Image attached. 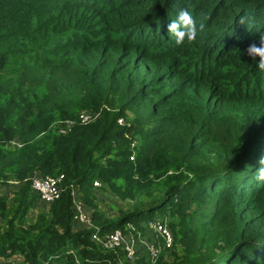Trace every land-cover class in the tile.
<instances>
[{"label":"trees","instance_id":"obj_1","mask_svg":"<svg viewBox=\"0 0 264 264\" xmlns=\"http://www.w3.org/2000/svg\"><path fill=\"white\" fill-rule=\"evenodd\" d=\"M181 9L194 43L167 31ZM261 35L264 0H0V260L264 264ZM61 174L42 200L33 179ZM101 194L133 204L114 216ZM129 225L156 257L95 241Z\"/></svg>","mask_w":264,"mask_h":264},{"label":"built area","instance_id":"obj_2","mask_svg":"<svg viewBox=\"0 0 264 264\" xmlns=\"http://www.w3.org/2000/svg\"><path fill=\"white\" fill-rule=\"evenodd\" d=\"M92 118L93 116L90 113H82L80 115V120L82 123H88L92 120ZM118 121L120 124L124 123L123 118H120ZM68 123L71 124L73 122L71 121ZM63 179V174L59 176L35 177L33 179L32 186L37 192H39L42 200L46 202H53L58 199L61 196V193L63 192ZM95 185L98 186L100 184L99 182H95ZM75 206L77 210L76 218L87 226L93 227L94 224L92 222L91 215L85 210V208L83 209V203L81 201L76 200ZM149 226L153 231L157 232L159 235L163 236L166 239L167 246L171 245L173 240L172 234L168 230L165 222L161 220H155L150 222ZM94 238L99 240V243L102 244L105 248H123L125 251H127V256L131 260H134L136 257V244L138 242H142L143 244L148 246L153 257H156V255L159 254V249L156 248V246L152 242L148 241L142 235L140 236L139 234H134L131 236L130 239V235L126 237L124 231L121 229H116L113 232L105 234L103 237H100L96 234L94 235ZM4 264L22 263L19 261V259H11Z\"/></svg>","mask_w":264,"mask_h":264},{"label":"clouds","instance_id":"obj_3","mask_svg":"<svg viewBox=\"0 0 264 264\" xmlns=\"http://www.w3.org/2000/svg\"><path fill=\"white\" fill-rule=\"evenodd\" d=\"M249 16L247 13L240 16L239 23L248 24ZM205 28L204 23L197 24L196 19L192 13L187 9H181L175 20H172L167 25V31L175 37L176 45H182L185 40L189 43H194L197 40L198 34L203 32ZM246 54L256 61V57H259L257 68L264 72V35H261L259 44L256 42L250 43L246 48ZM259 167L257 168V179L264 181V155H261L258 159Z\"/></svg>","mask_w":264,"mask_h":264},{"label":"rangeland","instance_id":"obj_4","mask_svg":"<svg viewBox=\"0 0 264 264\" xmlns=\"http://www.w3.org/2000/svg\"><path fill=\"white\" fill-rule=\"evenodd\" d=\"M99 184H100V182H99ZM107 194L108 195H111L109 193H107ZM108 195H106V194H103V195L101 194L100 195L99 198H101V200L104 201V203L103 202L101 203L102 204L101 207L104 208L109 213L112 212V214L114 216H116V215L119 216L120 215L118 213V210L119 209L126 210V209H128V207H130L133 204L132 202H122V203H119L120 201H118L116 198L111 197V196L108 197ZM83 209H84V207H83ZM128 227H129L128 229L125 228V230L124 229L123 230H124L125 236L128 237V235H130V239H131V236L134 235V234H136V230L133 229L134 228L133 225H129ZM100 237H103V236H100ZM95 241L99 243V240L95 239ZM150 242H152V241H150ZM138 243L139 244H143L142 242H138ZM138 243L136 244L137 246H138ZM106 249H112V248H106ZM115 249L117 250V248H115ZM115 249H113V250H115ZM4 263H6V261L5 260H1V264H4Z\"/></svg>","mask_w":264,"mask_h":264},{"label":"crops","instance_id":"obj_5","mask_svg":"<svg viewBox=\"0 0 264 264\" xmlns=\"http://www.w3.org/2000/svg\"><path fill=\"white\" fill-rule=\"evenodd\" d=\"M0 264H1V260H0Z\"/></svg>","mask_w":264,"mask_h":264}]
</instances>
